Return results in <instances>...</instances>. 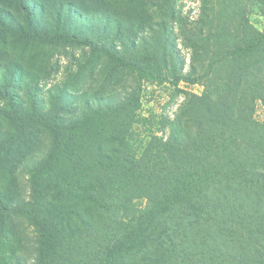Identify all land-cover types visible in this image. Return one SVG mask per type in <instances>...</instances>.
<instances>
[{
  "label": "trees",
  "instance_id": "trees-1",
  "mask_svg": "<svg viewBox=\"0 0 264 264\" xmlns=\"http://www.w3.org/2000/svg\"><path fill=\"white\" fill-rule=\"evenodd\" d=\"M177 1H148L142 36L112 23L41 34L136 85L73 92L0 73V264H264V31L252 0L186 14ZM144 81L173 90L141 131Z\"/></svg>",
  "mask_w": 264,
  "mask_h": 264
},
{
  "label": "rangeland",
  "instance_id": "rangeland-1",
  "mask_svg": "<svg viewBox=\"0 0 264 264\" xmlns=\"http://www.w3.org/2000/svg\"><path fill=\"white\" fill-rule=\"evenodd\" d=\"M148 1L39 0L38 6L34 7V3H31L32 13L29 15V8L21 1L0 0V8L10 12L0 19V73L8 78L12 77L13 72L17 76L38 75L44 82H62L73 92L90 90L106 93L119 89L123 84L136 85L137 82L127 72L113 67L101 56L91 54L89 49L48 45L42 41L41 34L54 30L80 32L86 26L103 27L105 23H112L114 31L124 35L136 32L142 36L153 18L145 10L149 6ZM177 2L183 14L191 9L195 13L199 6V0ZM61 4L64 5L63 17L58 19L57 12ZM250 8L251 23L264 31V15L259 3L252 0ZM8 65L9 70L6 69ZM181 85L184 86V83ZM139 86L142 106L137 120L144 124L140 126L143 131L151 120V112L162 113L173 88L169 84L157 85L145 81ZM188 89L197 94H202L204 90L201 84L189 85ZM181 101L182 96L176 95L166 110L173 112ZM255 116L259 121L264 119V106L261 102L257 103ZM2 126L0 122V128ZM136 132L138 134V130ZM22 183L26 189L27 182Z\"/></svg>",
  "mask_w": 264,
  "mask_h": 264
}]
</instances>
